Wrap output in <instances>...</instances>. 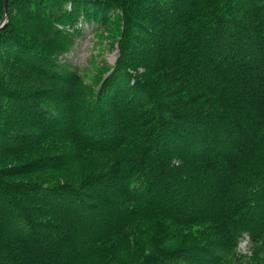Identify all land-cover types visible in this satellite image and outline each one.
Masks as SVG:
<instances>
[{"label":"trees","instance_id":"1","mask_svg":"<svg viewBox=\"0 0 264 264\" xmlns=\"http://www.w3.org/2000/svg\"><path fill=\"white\" fill-rule=\"evenodd\" d=\"M118 10L121 56L97 89L50 50L72 42L66 25L103 26ZM8 12L0 57L53 85L0 81V264H78L158 220L204 226L214 242L135 264H223L241 234L264 241V185L246 172L264 154V0H9ZM58 139L73 151L12 162ZM91 155L109 166L57 185L15 180Z\"/></svg>","mask_w":264,"mask_h":264},{"label":"rangeland","instance_id":"2","mask_svg":"<svg viewBox=\"0 0 264 264\" xmlns=\"http://www.w3.org/2000/svg\"><path fill=\"white\" fill-rule=\"evenodd\" d=\"M22 17L23 13L16 14V11L12 13L16 26L22 21ZM63 21L65 22V20ZM20 24L22 25V22ZM23 24L30 26V21H23ZM124 27L125 13L123 10H118L103 26L85 23L82 29L78 30L75 26L72 27L68 24L65 29L72 37V42H67L62 38L58 39L57 41L61 45L59 47L61 53L53 48L50 50L51 54L58 59L61 65L63 64L69 68L72 74L77 72V75L87 77V82H91L96 77V88L98 89L103 80L118 64L121 56ZM6 61L5 58L0 57V81L5 83V87L12 86L10 82L6 83L7 79L11 73L17 72H19L17 84L20 89L26 88L29 91L38 89L48 92V89L53 85L48 83L50 82L49 72L47 75L37 74L36 72L26 74L20 72L19 68L11 70V64ZM136 72L141 75L142 71L137 68ZM43 96H46V94ZM31 121L28 122L31 123ZM72 151L68 141L58 139L54 142L45 143L38 153L36 151L27 155L22 153L12 162L20 163L30 160L35 155L42 159L46 157H50L46 159H54L60 154H69ZM83 160L79 161L77 165L74 164L61 170L20 176L15 180L38 181L45 185H57L59 182L78 181L87 178L99 172L105 165L109 166L110 164L104 161L100 155H91L88 158H83ZM246 172L258 187L264 185V154L249 165ZM244 239H249V237H243L241 241L243 242ZM210 242H214V237L209 229L204 226L179 227L163 220L138 222L128 231L100 244L78 264H135L138 260L152 254L172 252L176 249L181 251L193 245ZM250 246L253 250L250 257L237 254L234 248L227 259L223 261V264H264V241L258 243L250 240Z\"/></svg>","mask_w":264,"mask_h":264},{"label":"clouds","instance_id":"3","mask_svg":"<svg viewBox=\"0 0 264 264\" xmlns=\"http://www.w3.org/2000/svg\"><path fill=\"white\" fill-rule=\"evenodd\" d=\"M246 234H241V236H244ZM241 236H238L236 239L235 244V251L237 254L250 257L252 255V247L250 246V240L244 239L243 242L241 241Z\"/></svg>","mask_w":264,"mask_h":264},{"label":"water","instance_id":"4","mask_svg":"<svg viewBox=\"0 0 264 264\" xmlns=\"http://www.w3.org/2000/svg\"><path fill=\"white\" fill-rule=\"evenodd\" d=\"M8 2L9 0H5V14L4 16L2 17V19L0 20V30L7 24L8 22V15H9V12H8Z\"/></svg>","mask_w":264,"mask_h":264},{"label":"bare ground","instance_id":"5","mask_svg":"<svg viewBox=\"0 0 264 264\" xmlns=\"http://www.w3.org/2000/svg\"><path fill=\"white\" fill-rule=\"evenodd\" d=\"M18 65V64H17Z\"/></svg>","mask_w":264,"mask_h":264}]
</instances>
